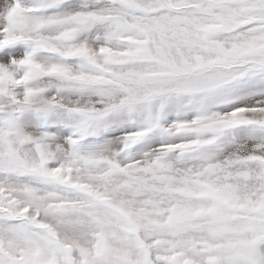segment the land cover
<instances>
[{"label":"snow or ice","instance_id":"snow-or-ice-1","mask_svg":"<svg viewBox=\"0 0 264 264\" xmlns=\"http://www.w3.org/2000/svg\"><path fill=\"white\" fill-rule=\"evenodd\" d=\"M0 264H264V0H0Z\"/></svg>","mask_w":264,"mask_h":264}]
</instances>
